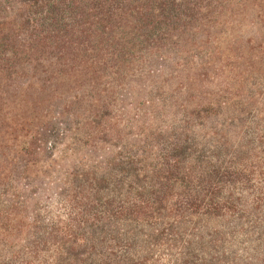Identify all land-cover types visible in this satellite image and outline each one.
I'll return each instance as SVG.
<instances>
[{
    "label": "trees",
    "instance_id": "1",
    "mask_svg": "<svg viewBox=\"0 0 264 264\" xmlns=\"http://www.w3.org/2000/svg\"><path fill=\"white\" fill-rule=\"evenodd\" d=\"M253 18L264 0H0V264L263 254L264 148L189 129L206 107L159 85Z\"/></svg>",
    "mask_w": 264,
    "mask_h": 264
},
{
    "label": "rangeland",
    "instance_id": "2",
    "mask_svg": "<svg viewBox=\"0 0 264 264\" xmlns=\"http://www.w3.org/2000/svg\"><path fill=\"white\" fill-rule=\"evenodd\" d=\"M258 21L254 18L242 21L222 38L194 49L185 67L176 66L178 63L166 65L159 84L165 102L192 100L193 105L199 102L206 107L187 109L189 115L193 114L189 129L200 135L221 131L240 134L247 146L264 148V22ZM172 113L175 120L184 114L177 109ZM161 116L160 123L165 126L166 115L162 112ZM225 225L221 220L211 219L202 224L203 235L214 229L225 232ZM243 240L238 235L236 240L225 244L226 250L231 244L235 250L225 255V261L240 259L242 264H264V253L244 251L247 247Z\"/></svg>",
    "mask_w": 264,
    "mask_h": 264
}]
</instances>
